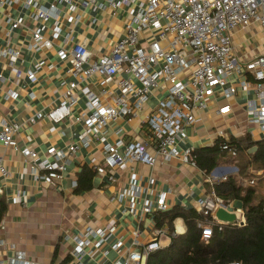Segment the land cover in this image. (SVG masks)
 Listing matches in <instances>:
<instances>
[{
	"label": "crops",
	"instance_id": "obj_1",
	"mask_svg": "<svg viewBox=\"0 0 264 264\" xmlns=\"http://www.w3.org/2000/svg\"><path fill=\"white\" fill-rule=\"evenodd\" d=\"M37 1L48 8L54 4L55 11L48 20L33 18L34 11L25 8V0H0V123H16L19 126L13 144L7 148L0 147V158L6 172V175L0 172V197L8 206L3 227L0 228V239L14 244L31 260L39 263L76 264L70 256L74 246L71 237L87 227L104 229L110 226L112 232L106 242L98 244L97 238L89 237L92 245L86 250L91 254L82 257L80 264H115L120 256L112 247L118 240L121 241L119 249H123L129 246L134 230L140 232L138 239L143 243L154 236V231L148 229L152 218L139 214L145 200L155 201V193L141 194L134 201L137 216L131 213V198L120 199L132 175L139 186H143L153 175V188L167 193L169 210L181 207L200 212L198 202L205 200L209 194L207 186L237 174V168L228 156L217 161L208 176L196 164H184L180 158L167 163L158 162L153 168L140 162L127 163L124 169L109 168L105 166L106 154L100 142L93 139L88 147H79L70 157L60 181L47 185L35 180L32 163L24 152L29 149L35 151L39 163L51 149L66 151L83 132V124L76 122V118L83 113L90 114L84 92L91 90L103 99L104 91L119 93L117 84L121 78H126L116 75L106 84H101L97 78L86 80L75 91L78 100L64 121L54 124L48 118L39 119V113L44 116L62 102L64 91L71 82H75L68 73L69 61L60 60L58 52L83 44L91 55L90 62L107 55L123 37L124 26L131 13H136L139 5H144L146 0H129L114 9L101 0L85 8L78 3L65 5L54 3V0ZM15 21L21 24L12 29ZM35 30H39L43 39L50 42L49 47L32 48ZM247 32L237 30L233 35L238 55L244 53ZM2 51L16 53V59L11 61L9 56L1 54ZM153 93L158 98L161 96L159 91ZM246 98L247 95L237 89L236 96L229 101L232 111L225 116L216 114L214 102H210L203 111H195L194 124L184 129L187 138L177 145L180 156L188 148L193 152L212 146L218 139V130L225 132L224 139L227 141L230 137L238 138L245 134L252 141L261 140L255 136L257 130L246 123ZM155 103V97L150 98L135 117L110 122L105 129L106 143L122 141L118 153L123 154L128 143L140 141L146 144L149 153H153L152 138L143 121ZM197 156L200 158L201 155ZM48 159L53 160L52 157ZM85 168L95 172L92 188L75 195L72 183L77 181ZM99 169L103 171L99 172ZM224 206L225 211L235 216V221L239 220L236 211L240 207L238 201ZM173 227L177 235L186 230L181 219L174 220ZM169 243L170 240L161 239L162 248ZM56 247L57 258L52 261Z\"/></svg>",
	"mask_w": 264,
	"mask_h": 264
},
{
	"label": "built area",
	"instance_id": "obj_2",
	"mask_svg": "<svg viewBox=\"0 0 264 264\" xmlns=\"http://www.w3.org/2000/svg\"><path fill=\"white\" fill-rule=\"evenodd\" d=\"M101 1L113 9L129 2ZM55 2L65 5L78 3L85 8L93 6L96 0ZM24 6L33 9V18L43 21L48 20L55 11L54 4L48 8L40 5L37 0H25ZM134 13L125 23L123 37L107 55L90 62L91 55L83 44H75L68 51L62 49L58 52L60 60L69 61L68 73L75 82H71L64 91L62 102L44 116L39 113V119L48 118L54 124L64 121L78 100L75 91L86 80L97 78L101 84H106L116 75H124L126 78H121L117 84L119 93L104 91L103 99L91 90L84 92L90 114L83 113L76 118V122H82L83 132L66 151L51 149L39 163L35 151L29 149L24 152L32 163V177L35 180H41L47 185L60 181L70 157L79 147H88L93 139L100 142L106 154L105 166L109 168L124 169L127 163L134 162L153 168L158 162L167 163L176 158H180L184 164L195 165L190 159L193 149L184 150L181 156L177 151V145L184 143L187 138L185 127L193 125L195 111H203L210 102L216 104L217 115L229 114L232 111L229 101L236 96L239 88L247 95L244 101L246 123L254 127L264 139V49L263 52L247 51L238 55L233 42L237 30H247L254 25L259 32L260 44L264 47V0H146ZM20 24V21L13 22L12 29ZM33 40L34 49L50 46V42L43 39L39 30L33 31ZM1 54L9 56L11 61L16 59V53L2 51ZM30 77L33 79L32 74ZM155 90L160 92L159 98L154 96ZM154 97L156 103L143 121L152 138L153 153H149L145 143L132 141L126 145L123 154H119L118 147L123 142L106 143V127L118 119L130 120L135 117L146 102ZM18 129L16 123H0V147L11 146ZM216 137L221 139V149L230 157H236V150L230 148L224 139L225 132L218 130ZM49 157L53 160L50 161ZM0 172L6 175L1 158ZM239 181L240 185L253 184L244 179ZM154 185L153 175L148 177L143 186L136 183L134 175L131 176L128 188L122 191L120 199L131 198V213L134 216H137L134 201L141 194L155 193V201L145 200L140 216L168 210L167 193L154 189ZM72 187H76V182L72 183ZM198 205L200 212L212 219L210 224L202 226L201 238L207 243L215 226L229 224L215 216L218 209L225 210L226 207L214 192L209 193L205 200H200ZM236 211L239 220L231 224L244 226L242 210ZM148 229L154 231V236L145 243L138 239L140 232L134 230L129 246L119 249L120 240L113 245L112 248L120 256L115 264H147L149 255L162 249L161 239L170 240L167 229L156 230L153 221ZM111 232L110 226L104 229L87 227L73 235L71 239L74 246L70 256L74 262L80 264L82 257L91 254L86 250L92 245L89 237L97 238L98 244H102ZM0 264L44 263L31 260L14 244L0 239ZM221 264L241 263L233 261Z\"/></svg>",
	"mask_w": 264,
	"mask_h": 264
},
{
	"label": "trees",
	"instance_id": "obj_3",
	"mask_svg": "<svg viewBox=\"0 0 264 264\" xmlns=\"http://www.w3.org/2000/svg\"><path fill=\"white\" fill-rule=\"evenodd\" d=\"M220 143L221 139L218 138L212 146L191 153L190 159L205 176L209 175L217 161L230 157L221 149ZM227 144L237 152L236 157H230L237 168V174L208 185L206 191L214 192L224 205L238 201L245 219L244 226H215L212 236L205 243L201 238L202 226L210 224L211 217L193 208L181 207L152 213L149 216L154 228L158 230L166 227L171 237L167 247L149 255L147 264H221L233 261L241 264H264V139L252 141L245 134L243 137H230ZM253 147L257 148L256 151L249 154L248 151ZM94 174L92 169H83L73 193L80 195L90 191ZM240 179L252 181L253 184L240 185ZM7 210V203L0 197V224ZM176 219H181L185 225L183 234L174 233L173 222ZM57 253L56 247L52 261L57 258Z\"/></svg>",
	"mask_w": 264,
	"mask_h": 264
},
{
	"label": "rangeland",
	"instance_id": "obj_4",
	"mask_svg": "<svg viewBox=\"0 0 264 264\" xmlns=\"http://www.w3.org/2000/svg\"><path fill=\"white\" fill-rule=\"evenodd\" d=\"M247 31H248L247 35H245V37H244L245 40L247 41L246 45H244V48H243L244 52L248 51L250 53L252 51L258 52L261 50L263 52L264 47L261 46V44H260L261 40H260V37L258 35L259 32H258L257 27L252 25L250 28L247 29ZM256 46H257V49H256ZM255 132H256L255 136H257L258 139L262 138V136L259 135L257 131H255ZM239 183H240V181H239ZM244 185H246V184H244ZM262 190H264V188Z\"/></svg>",
	"mask_w": 264,
	"mask_h": 264
},
{
	"label": "water",
	"instance_id": "obj_5",
	"mask_svg": "<svg viewBox=\"0 0 264 264\" xmlns=\"http://www.w3.org/2000/svg\"><path fill=\"white\" fill-rule=\"evenodd\" d=\"M256 147L251 148L248 153L253 154L256 151ZM215 216L218 220L225 222V223H233L235 221V216L232 214H229L224 209H218L215 213Z\"/></svg>",
	"mask_w": 264,
	"mask_h": 264
}]
</instances>
